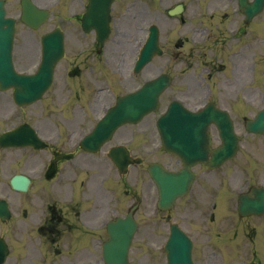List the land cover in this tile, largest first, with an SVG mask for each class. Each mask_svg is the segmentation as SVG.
Here are the masks:
<instances>
[{
	"label": "flooded vegetation",
	"instance_id": "1",
	"mask_svg": "<svg viewBox=\"0 0 264 264\" xmlns=\"http://www.w3.org/2000/svg\"><path fill=\"white\" fill-rule=\"evenodd\" d=\"M118 20L115 15V7H113L112 24L115 32L117 31L116 23ZM86 42L91 51L90 57L93 65L96 59L99 60L103 52L98 53L96 47H94L96 43L95 36L91 35L86 39ZM114 42L117 43V40L114 39ZM87 122L86 119H73L69 120L66 127L70 132H81L86 128L84 125ZM62 137L63 140L59 142V147L53 150V153L65 152L71 157L68 160L64 159L59 162L57 173L53 179L47 180L44 177L47 169H43V174L38 178L39 180L31 181L32 190L51 189L52 192H48V195L53 200V203L45 205L42 213L37 215L41 220L38 233L45 234L32 239L31 244L33 248L37 247L39 240L41 245H48L50 248L56 244L58 248L55 250L61 256L60 260L63 264H68L64 261L69 259L72 260V264H85L87 257L91 258L90 246L94 229L91 221L93 215L92 191L90 189L91 173L86 171L87 163L84 156L78 159V156L72 151L70 143L65 141L66 133L63 132ZM82 152L81 154L85 153ZM52 157L54 156L51 154V159ZM77 165L80 169H71ZM77 173L78 175L75 177ZM55 179L58 180L56 187L51 183ZM35 196H39L44 201L42 193L40 195L32 193L28 195L27 199L34 202ZM76 199L80 200L76 201ZM200 201V199L193 200V198L180 201L167 217L168 229L172 223H176L192 239L194 264H264V214L241 217L238 215L234 203L225 205L218 210L217 206H214L217 212H212L211 223L206 230L205 223L201 220V216L205 211L204 205L200 204ZM33 202L30 204L23 202L26 218H28L26 205L33 207ZM226 213L234 214L235 218L228 222L222 220V214ZM0 226H2L1 222ZM5 227L6 234L8 231L10 235H19L25 242L28 241L25 236L26 224L23 221L7 222ZM95 229L102 232L105 229V223L96 226ZM76 233L79 234L81 241L78 250L73 249V240ZM82 236L84 242H82ZM159 236L157 231L151 232V244H156ZM62 248L64 250H61Z\"/></svg>",
	"mask_w": 264,
	"mask_h": 264
},
{
	"label": "rangeland",
	"instance_id": "2",
	"mask_svg": "<svg viewBox=\"0 0 264 264\" xmlns=\"http://www.w3.org/2000/svg\"><path fill=\"white\" fill-rule=\"evenodd\" d=\"M176 1H179V0H161L159 2L160 7L155 6V8H156V11H155L156 18L155 19H156L157 23L160 25V27L162 28V33H163L162 37H164L163 43H165L164 44L165 49H167L168 52H171V48H174V50L177 51L178 49L173 47L177 38L189 37L191 39V42L187 43L186 46L181 47L182 50L180 51L181 54H184V55L189 57L188 61L193 62V63H188V64H190L189 70L192 73L195 72L196 66L198 65V61H200L199 56L201 54H203V52H205V54H207L208 59H213L210 64H212L214 62V64L216 65L217 60L215 59V56H216V54H219V52H220V45L217 43V39H215L216 35L214 36V34H213V32L216 33V31L213 30V32H212V29H214V22L216 20H218V21L220 20V16H218V19H217L216 16L211 15L209 13L210 11H208L207 9L219 7V8H223V9L227 10L228 8L232 7V1L231 0H189V5L187 4V9H186L185 14H184L187 24L180 26V27H179V25L181 22H178L177 20L169 19L164 13V11L169 6V4L176 2ZM221 2H223L222 6H220V4H219ZM203 8L205 10H204V16L201 17V20H203V22L205 23L204 25L206 27L211 29L210 30L211 31V39L208 38L205 40V36H203L204 41H205L203 43L204 47H202V44H199L197 47H194L195 41H198V39H199V38H197V35L195 34L196 29L199 26L197 19L201 15V11ZM229 10H231V9H229ZM230 16L233 17V20L230 22L227 21V24H225V26H226L227 31H228V29H232L231 32H233L234 30H237L238 23H239V21H241V16L240 15H231V14H230ZM209 17H211V18H209ZM177 28H178V30L176 32H174V30ZM263 34H264V27L258 28L257 30H255L251 33V40L263 37ZM224 37H225V35H224ZM20 40H22V39L20 38ZM244 40L242 39L241 41H239V44L241 42H243ZM28 41H30L32 44V40L28 39ZM18 42H19V39H18ZM199 42H200V40H199ZM228 44H229V42H228ZM32 47H33V45H32ZM72 47H74V45ZM223 48H224V46L222 45V49ZM251 50L253 52L256 51L255 47H253V46H252ZM165 60H166V55L162 59H160V61L157 62V66L162 65L165 62ZM248 61H249L248 68H247L248 78H247L246 83L250 82V79L252 82V77L250 76L252 74L251 73L252 58ZM255 61H257L258 64L260 63V61H259V59H257V57L255 58ZM21 63H22L23 67L28 68L30 71H34L39 65V63L36 59H33L29 56H23ZM186 65L187 64H184L183 62L177 63L174 61L173 62V68L172 69L169 68L168 70L172 71L173 73L179 72ZM192 66L195 67L194 70L191 69ZM259 66H262V65L259 64ZM63 71H64V69L61 68L59 71V75H58L59 77L62 75ZM239 80L243 81L240 78H239ZM261 82H262V74H258L256 76L254 74V83L256 85L255 86L256 88L259 87V84ZM59 88H60V84L57 83L54 90L51 92V94L49 93L50 96L48 95L46 100L44 102H42L43 104L42 105L39 104L36 107L29 109L26 112V114L28 116L31 115V117L34 120L44 121V119L39 114H36L35 111L40 110L42 108H45L46 103L51 102L50 101L51 97L55 94V91L59 90ZM234 88H236V87H234ZM243 88H244V85H242V87L239 89V91H241L240 95H243V92H244ZM256 88H254V87L252 88L251 84H249V83L246 85V88H245V92H249V91L252 92L253 97H254V101H255L256 97H260V95L262 96L261 91L259 89H256ZM204 91H206V90H204ZM8 98L10 101L9 95H8ZM7 101H8L7 98L3 99L2 103L4 106L7 103ZM31 111H33V112H31ZM3 124L4 123L2 122V125ZM148 143H150V140ZM262 150H264V146H263Z\"/></svg>",
	"mask_w": 264,
	"mask_h": 264
},
{
	"label": "water",
	"instance_id": "3",
	"mask_svg": "<svg viewBox=\"0 0 264 264\" xmlns=\"http://www.w3.org/2000/svg\"><path fill=\"white\" fill-rule=\"evenodd\" d=\"M0 13L2 14V19H0V82L2 84L3 87H6V81L8 79H13V81L11 83H14L15 81H17V75L14 72L13 69V64H12V60H11V51H12V44H13V36H14V22L12 20H6L4 18V12L2 9H0ZM7 25V26H5ZM53 33L48 34L45 39H44V43H45V64L43 66V69L48 71V80H47V84L50 83L51 81V73L53 71V62L55 61V57L56 55L59 53V49H56L55 46L53 45ZM7 71H11L13 72V77L11 78H7L5 77V73ZM4 74V75H3ZM159 92V90H158ZM158 92L155 95V103L153 106H155L156 102H157V95ZM19 93H23V91H18ZM42 93V90L40 92H38V94ZM149 106V105H148ZM259 126V130L262 129V124L261 121H258L256 123ZM162 174H160L161 177ZM115 227V226H114ZM113 227V231H112V235H115V230ZM112 242L109 243V246L112 245H118V244H123L124 246V252H123V257L122 259L117 260V263L114 262H110V264H128L127 261V250H128V246L130 244V240H127L126 242L122 243V240L120 237H115L113 236V240H111ZM108 246V247H109ZM121 256V254L119 255V257Z\"/></svg>",
	"mask_w": 264,
	"mask_h": 264
}]
</instances>
